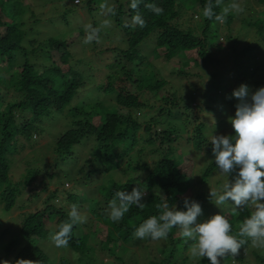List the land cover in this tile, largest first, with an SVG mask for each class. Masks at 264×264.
Wrapping results in <instances>:
<instances>
[{
	"label": "trees",
	"instance_id": "1",
	"mask_svg": "<svg viewBox=\"0 0 264 264\" xmlns=\"http://www.w3.org/2000/svg\"><path fill=\"white\" fill-rule=\"evenodd\" d=\"M59 1L62 3L65 0H51L53 3ZM191 1L194 8L200 9V22L196 29H184L178 25L180 3L177 0H141L137 10L131 9V0H82L90 14L97 13L101 4L115 9V15L107 11L105 15L113 24L110 29L120 42L116 45L104 44L96 55L90 56L86 54L88 44L83 42L84 27L70 33H42L27 25L25 14L28 11L34 19L37 18L35 23H40L28 0H0V63L4 62V65H0V204L8 210L14 207L20 194V184L32 192L36 188L47 191V181L36 183L35 177L42 174L48 180L59 178L55 168L68 159L72 160V147L89 137H93L95 146L90 153L92 159L88 160L90 165L87 172L82 171L86 181L119 168L124 158H127L128 170L136 172L124 182L108 180L98 186L107 208L118 191L131 193L134 187H138L146 192L144 207L141 209L132 205L118 223L109 219L107 209L100 206L98 198L83 192L68 194L71 206L91 197L89 210L101 226L92 233L90 230L85 233L79 231V227H89L87 222L73 226L69 245L65 249L73 251L81 264H113L99 258L101 253L115 256L120 264H130L129 259L124 258V252H116L118 243L122 249H127L126 244L136 241L134 230L151 216L159 217L165 203L170 209L186 211L184 201L187 198L198 202L203 214L211 212L215 206L210 192L202 189L207 179L219 171L215 165L210 135H235L230 123L237 105L231 99L235 89L245 84L250 93H254L264 87V36L256 40L254 46L244 48V56L238 55L236 64L244 65L243 71L239 65L234 74L233 71L217 68L224 61L212 57L211 49L223 45L224 41L217 40L210 48L208 41L217 32L222 34L220 28L223 23L230 27L235 17L229 13L222 23L215 18L209 20L203 16L208 0ZM254 1L264 5V0ZM146 4H154L164 11L156 15L145 7ZM228 5L230 0H222L221 5L214 7L213 11L220 14ZM73 11L74 8L70 6L59 13L64 23L69 24V15ZM137 12L146 22L143 28L131 25V18ZM49 22L54 23L51 19ZM95 24L97 20L94 18ZM246 24L253 27L256 33L264 34L262 14L253 21H246ZM100 35L99 43L93 41L92 48L100 46V40L104 39ZM222 36L229 39L230 34ZM144 45L150 50H146ZM174 57H185L182 68L172 67L170 70L176 78L181 80L193 75L191 70L185 68L191 63L196 66L214 64L216 69L208 76L211 81L205 83L201 79L195 83H185L182 90L185 94H182L170 79L149 70L154 65L152 59L169 62ZM241 59L253 67L248 68ZM199 86L201 88L196 89ZM215 91L216 94L213 93ZM197 92L200 101L194 103L196 107H192L193 94ZM97 95L111 98L112 103L105 104ZM74 98H79L75 105L72 104ZM204 107L215 111V114H208ZM64 110L67 116H71V127L56 137L53 163L43 168H30L15 186L10 179V163L20 150L17 149L18 142L29 140L49 116ZM120 110L126 114L120 113ZM209 123L217 124L214 131L209 132ZM146 149L149 154H157L158 157L149 162ZM198 153L210 157V160L197 178L193 175V165ZM234 175L227 176L228 181L233 180ZM55 196L56 190L49 191L44 208L24 214L18 239L5 245L0 264L3 261L15 264L18 259L51 264L45 243L42 242L49 240L62 223L69 221L71 210L51 203ZM157 204L161 205L160 209ZM231 204L228 202L225 206L217 207V213L221 212L229 219L231 234L235 235L253 209L227 206ZM203 214L198 217V222H202ZM4 232L3 229L1 233ZM175 233L178 235L175 236ZM91 234L98 240L91 239ZM146 240L150 256L146 264H210L207 258H194L186 254L193 241L186 242L179 228L171 229L167 239ZM159 240L163 243L160 251L152 243ZM83 257H88L89 262L83 263ZM251 259L254 264H264V251L249 239L240 248L238 256H227L221 260V264L233 261L253 264ZM67 263L64 259V264Z\"/></svg>",
	"mask_w": 264,
	"mask_h": 264
},
{
	"label": "rangeland",
	"instance_id": "2",
	"mask_svg": "<svg viewBox=\"0 0 264 264\" xmlns=\"http://www.w3.org/2000/svg\"><path fill=\"white\" fill-rule=\"evenodd\" d=\"M178 3H180L178 11L179 19L177 21L178 25L181 28L187 29V28H193L196 29L198 23L200 22V9H196L193 7V3L191 0H177ZM45 2V3H44ZM232 3H238L241 5V7L244 8V11L242 13L236 14L234 11L230 12L231 15L235 17L234 21L232 22L230 27H227L224 23L221 25V32L223 35L230 34L229 39H225L222 34L219 35L218 32L215 36L210 37L208 43L211 44L208 48H210L213 44L216 43L217 40L222 39L224 41V44H220L219 46H215L211 49L212 57L216 59H223L224 63L217 68H224L227 69V71H233V73H236L237 66L239 63L236 64L237 57L241 55H245L246 52H244V48L247 46H254L256 40L261 39L264 34H258L256 33V30L248 26L246 24V21H253L255 17H257L259 14H262L264 16V5L257 4L254 0H230V4ZM28 4L30 7H32L35 10V13L37 17L39 18L40 23H35V18L31 16V12L28 11L25 14V19L27 20L28 26H33L37 30H40L42 33L46 34H57L59 32H67L70 33L78 27H84L87 24H91L94 28L99 26L101 32L100 36H102V41L99 45L93 47V42L88 44L86 54L90 56H94L97 54L98 50L104 45L112 43L113 45L119 44V38L117 37L116 33L112 32L110 27L113 26V24L110 22V20L107 19L106 10H100L95 14H90L88 10L85 8L82 0H79L78 3H76L75 0H65L62 1V3L59 2H51V0H28ZM33 5V6H32ZM72 6L74 8V13L72 15H69V24L64 23V20L62 21L60 12L64 10L66 7ZM35 15V17H36ZM94 18L97 20V24L94 25ZM52 20L54 23L49 22V20ZM109 21L110 26H104V22ZM26 27V26H25ZM27 28V27H26ZM83 37H86L85 27L83 32ZM264 46V44H262ZM146 50H150V47L144 45ZM257 52L262 53L257 49ZM241 53V54H240ZM256 53V52H254ZM236 54L237 56H234ZM239 55V56H238ZM261 55V54H260ZM262 56L264 58V53H262ZM258 58L261 59V56ZM243 64H246L248 68L253 67L252 64L247 62L244 59H241ZM185 61L184 58L180 57H174L169 62H161L159 59H152V62L154 65H152L149 70L156 73L158 76L162 75V77H166L170 79L172 85L177 88V91H180L182 94H185V91L183 90V86L185 83H195L203 79V82L207 81L210 82L211 80L208 79V76L210 72L215 70L214 64H206L201 66H196L194 64H190L185 68H188L191 70L194 74L183 77L181 80L176 78L175 75L171 74L170 70L172 67H175V69L182 68V62ZM0 65H4V62H1ZM241 67V70L245 68L244 65H239ZM222 73V72H221ZM8 74V71L5 73ZM202 75V77H201ZM222 75H225L222 73ZM226 76V75H225ZM215 79V78H213ZM212 79V80H213ZM193 81V82H191ZM217 81V80H216ZM206 83V82H205ZM216 85V84H215ZM191 87V85H189ZM201 88L199 86L196 89ZM214 94L217 93V91L213 92ZM195 96L194 101L192 102V107H196L194 103H199V93L193 94ZM98 99L105 102V104L112 103L111 98L106 97L104 95H97ZM96 97V98H97ZM79 101V98H74L72 101V104L75 105ZM93 101V100H92ZM204 110L205 107H204ZM208 114L213 115L215 114V111L206 110ZM120 113L126 114L125 111L120 110ZM175 115V114H174ZM71 116H67L66 110L60 113H54L52 116H49L48 120H45L43 122V125L39 127L36 134L33 137H30V139L26 140H20L17 144V149H20L18 153H16L15 160L11 161L10 163V179L11 182L16 186L19 184L20 181L24 178V176L27 174L28 170L33 167H41L43 168L46 164H52L55 157V139L56 137L66 128L71 127L70 124V118ZM173 117V116H172ZM210 124V131H214L213 128L217 126V124L212 125ZM159 130V128H158ZM139 133V132H138ZM31 136V135H29ZM210 136H213L210 135ZM22 139V138H21ZM95 146L93 137H89L87 140L81 141L79 144L74 145L72 147V160H67V162H63L59 164L58 168H55V172H59V178H53V179H47L42 174L36 176V183H42L43 180L47 181V191H43L41 189H35V191L28 190L27 187H24L23 184L18 185V188L20 189V194L17 197L15 206L11 209H5L2 204H0V255H3L4 253V247L5 245L11 241L18 239V233L20 228V223L23 219V216L26 212H32L37 209H42L45 207V199L48 196L49 191L56 190V196L55 198L51 199V203H53L56 207H62L64 209H71V205L68 203L67 196L69 193L74 194H80L85 193L89 196H94L98 198L100 202V206L107 209V214L109 215L110 209L107 208V205L104 204L105 200L102 197V194L98 190V186L102 182H106L108 180H115L119 182H124L128 179V177L132 174H136V172L132 170H128L126 160L127 158H124L122 160V164L119 168H116L114 170H109L106 173L102 174L100 177L95 176L90 181H86V179L83 177V172H87V167L90 165V161L92 159V156L90 153L93 151V148ZM188 149V148H187ZM164 150H162L163 152ZM133 153V152H132ZM130 154L133 156V154ZM146 154L148 153V149L145 151ZM195 159V165H193V175L194 177L200 174V171L202 168L209 162L210 157L204 156V154H196ZM147 160L149 162L153 161V159H156L158 156L157 154H149L146 156ZM96 163V162H95ZM84 169V170H83ZM124 170H127V172H124ZM142 175L143 172H140ZM133 176V175H132ZM135 176V175H134ZM228 177L220 172V170L217 172L215 171L210 178L207 179L206 184L203 185L202 189L206 192H210V188L213 190L219 191L222 188V185L224 183H227ZM4 186H2L3 190ZM1 190V189H0ZM91 197H86L85 202H79L75 204L78 208V211L81 215L87 217V223L89 224L88 228L79 227V231L81 233L87 232V230L95 231L98 228H101V226L97 222V218L94 217V215L89 210V204ZM81 199V197H80ZM215 205V204H214ZM231 205H227L228 207H233ZM216 206V205H215ZM213 206V209L211 212H208L207 214H203V218L201 219L202 222L209 219L211 216L216 215L215 213L218 212V208L225 206ZM218 207V208H217ZM220 211V210H219ZM217 214H221L217 213ZM82 226V225H81ZM5 230L4 233H1L2 230ZM8 230V231H7ZM101 232V231H99ZM92 233V232H91ZM93 234H91V239L98 240L97 237H92ZM178 233H175V236H177ZM160 242L152 241L153 244H156L157 250L160 251L161 247L163 246V243L161 240ZM42 243H45L44 246H46V250L48 251V255L50 258L51 264H64V259L67 260V264H81V260L77 261V256L73 251H68L65 248H57L51 241V239L47 241H43ZM147 240L146 239H136L135 242L131 243L130 245L126 244L127 249H122L121 246L117 245V253H125L124 258L129 259L130 264H146V262L149 260V249L146 248ZM192 245L187 250L186 254L191 255V249ZM17 249H14L13 251H16ZM264 251V249H262ZM247 255V254H246ZM192 257V255H191ZM99 258H103L104 260H109L108 262L113 264H120L118 261H116L115 256H109L108 254H100ZM195 258V257H194ZM89 259L88 257H83V263H88ZM251 262L254 264V262L251 259ZM93 264H98V262H93ZM124 264H127L124 262ZM234 264H238L235 262ZM249 264V263H247Z\"/></svg>",
	"mask_w": 264,
	"mask_h": 264
},
{
	"label": "clouds",
	"instance_id": "3",
	"mask_svg": "<svg viewBox=\"0 0 264 264\" xmlns=\"http://www.w3.org/2000/svg\"><path fill=\"white\" fill-rule=\"evenodd\" d=\"M78 2L79 0H76V3ZM140 3L141 0H131V9L137 10ZM221 3L222 0H215V4L213 0H208L203 16L209 20L215 18L217 22L222 23L230 12L239 14L244 11L240 4L232 3L224 7L220 14H216L213 9ZM100 7L102 10L106 9L107 13L115 15L114 8L106 4H101ZM145 7L156 15L164 11L154 4H146ZM131 25L143 28L146 22L137 12L131 18ZM104 26H110V22L105 21ZM84 27L86 37L83 42L99 43L100 28H94L91 24ZM232 97L231 99L237 103L235 116L230 118L235 135H213L210 142L213 145L216 167L226 176L235 175L234 179L224 183L219 191L210 188V199L214 200L216 206L231 202L235 209L252 208L250 217L244 220L238 233L234 235L231 234L232 224L222 214L198 222V217L203 214L202 208L198 202L186 198L184 201L186 211L170 209L165 203L159 217L151 216L134 230V238L167 239L171 229L179 228L186 242L193 241L190 249L192 257L207 258L210 264H221V260L227 256H238L240 248L248 243L249 239L253 245L264 249V87L250 93L248 86L241 84L232 92ZM145 195L146 192L138 187H134L131 193L116 192L109 202V219L116 223L120 222L132 205L142 209ZM157 208L160 209L161 205L157 204ZM68 215L69 221L62 223L58 231L50 237L57 248L68 247L73 226L87 221V217L80 214L76 205L71 206ZM3 264L10 262L3 261ZM15 264L37 262L18 259Z\"/></svg>",
	"mask_w": 264,
	"mask_h": 264
}]
</instances>
